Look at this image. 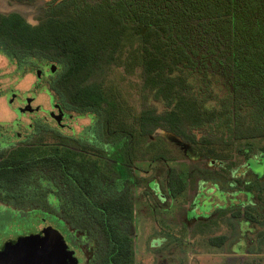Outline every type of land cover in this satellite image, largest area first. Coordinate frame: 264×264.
Masks as SVG:
<instances>
[{
  "label": "trees",
  "instance_id": "16d2710c",
  "mask_svg": "<svg viewBox=\"0 0 264 264\" xmlns=\"http://www.w3.org/2000/svg\"><path fill=\"white\" fill-rule=\"evenodd\" d=\"M49 1L54 7L38 24L19 12H0V52L16 62L15 72H33L53 62L57 70L51 73L50 89L59 101L66 109L90 114L91 133L100 141H121V157L131 159L130 164L137 159L136 143L149 141L159 127L184 136L195 148L193 129L216 120L233 129L230 109L206 110L189 94L186 79L174 75L179 64L193 62L202 43L213 44L219 37L231 52L235 105L251 100L252 84L264 79V0ZM219 46L226 51L221 42ZM118 67L130 72L140 67L141 92L163 101L167 110L122 114L126 102L105 82L109 71ZM86 149L108 156L98 145ZM113 166L103 170L57 152L24 158L0 154V200L30 211L38 205L55 209L48 214L78 232L87 264H135L134 201L129 188L116 191ZM168 173V193L178 198L186 192V178L176 167ZM129 174L123 172L122 178L129 180ZM226 239L214 237L211 243L221 245Z\"/></svg>",
  "mask_w": 264,
  "mask_h": 264
},
{
  "label": "rangeland",
  "instance_id": "374dc122",
  "mask_svg": "<svg viewBox=\"0 0 264 264\" xmlns=\"http://www.w3.org/2000/svg\"><path fill=\"white\" fill-rule=\"evenodd\" d=\"M52 7H54V3L49 0H38L34 3L0 0L1 13L19 12L32 24H37L39 22V17L45 16L51 11ZM220 42L226 49L225 52H222L220 46L218 47ZM203 45L202 43L200 51L193 56V62L190 64L186 62L179 64L174 75L186 79L189 86V94L194 96L206 110L222 112L230 109V113L234 118L232 130H229L223 120H216L195 128L192 131L195 134L196 143H198L197 141L200 139L201 141L203 140V143L207 144L202 147V153L207 156L213 155L216 157L226 156L227 153H233L230 157L235 159V164L230 166L229 170L223 169L218 165L209 166V162L198 159L200 155L197 152L198 149L195 147V150L184 156V160L179 163L174 161L162 163L163 161H161L160 156L167 158L168 155L167 153H158L157 161L151 163L156 170L154 172L164 174L167 168L176 167L187 179L188 187L186 192L175 200L173 204L175 206H173L172 212L170 213H177L176 217L173 216L170 221L173 226H169L167 223L169 218L165 217L164 212L161 211L158 215H153L155 211L152 212V208L148 205V199L143 197V188L139 187L135 189L137 195L135 196L137 200V213L133 224L134 235L137 233L135 236V242L137 241V257L135 264H159L162 259L159 257V253L162 252H149L148 242L151 235H174L176 240H180V244L178 245L175 244L170 247H163V259H165L166 262L162 264H264V239L262 234H260L264 231V226L256 222H251V226H249V223H246L244 227L248 229L246 233V239L248 241L246 242V248L252 252L258 253L249 257L239 258L235 262L230 261L229 253L234 250L233 243L236 242L238 238H240V243H242L240 245L245 246L243 243L244 238H241V226L242 223L245 222V218L240 216L243 213V209L237 207L238 210L236 214L238 215L240 211V215L236 218V230L233 229L227 221V210L219 211L220 216L214 221L208 222L206 225L199 223L192 226L190 229L183 224V219L180 216L184 210L189 209L191 205L190 202L197 191L200 188L208 189V187H212L213 181H220L222 186L221 189H208L204 191L205 195H199V199L196 200L199 204H203L204 207L201 210L204 213L208 212L216 205V202L213 200L214 196L224 201L223 197L227 193L226 190H230L229 187L227 188L226 180L228 174L231 172L234 171L236 174L244 175L246 179H252L248 176V174L252 173V168L255 173H259L260 175L264 174V166H262V162H260V158L264 156V79L262 82L261 80H256L252 84L254 96L251 100H242L235 105L232 89V87H234V81L231 77V75L233 76V69L229 58L231 57V52L227 50V47L223 45L219 37L213 38V44L210 42L209 44L206 43L204 46ZM35 82V73L26 72L19 76V74L15 72V63H9L4 56L0 55V87L3 90L12 87L16 91L18 90L21 96L27 94L28 97H32V93L34 92L35 98L32 100L33 105H39L43 106L44 109H49L51 106L49 92L45 91L46 89L43 90L42 88L36 87L34 85ZM105 82L107 84V89L112 88L111 90L121 93L119 97L126 102L122 104V114L125 113L137 116L144 109H154L158 113H161L168 108L163 101L156 100L149 93H146L148 97L145 98L146 95L144 96L140 90L142 84L140 67H137L133 72L126 70L125 67L112 68L106 76ZM16 105L17 104L13 107H16ZM39 115L42 116L43 112H40ZM14 116L13 109L9 107L6 97H0V121H11ZM25 120L27 122L30 121L28 118H25ZM129 121H132V119ZM67 123L68 127L59 131L60 134L57 132H46L39 136L40 139L37 140V142L33 141L30 144L24 143L3 149L1 150L2 154L4 157L8 158H24L44 152H57L73 157L76 156L79 159L89 161L105 170L107 161L101 156L92 153L88 149H74L57 143L63 142L67 145L73 144V136L68 137L67 135H78V133L89 125L90 119L87 116L75 113L73 114V118H70ZM44 124V127L51 131V124L43 123V125ZM161 133L168 132L163 130ZM260 134H262V137H259ZM83 146L88 147L89 144L84 142ZM143 149L144 146H141V144L138 145L136 150L137 160H142L150 156V154H145L146 152H144ZM210 149H214V153H208ZM249 160H251V166L249 165ZM150 162L151 158L148 162L143 163L140 161L137 162V164L145 170L150 167ZM151 173L153 174V171L147 175L144 172L138 171L137 178L139 182L145 184L148 179L152 178ZM214 187L217 188V186ZM233 193L234 192L230 191V195ZM236 199L237 204L240 203L239 201L244 200L245 196L240 193ZM252 200H254V203H258V205L261 206L263 216L264 193L261 194V198L258 199L256 197L252 198ZM50 201L52 202L53 199ZM2 206L3 204L0 202V245L11 234L22 235L33 233L47 224L59 225L60 229L67 232L73 230L69 229L67 226L62 227L61 223H58L51 217V214H48L49 211H55V209L38 205L35 207L36 209L30 211L28 208L20 209L15 205H11L10 207L7 205H4L5 207ZM217 206L220 205L217 204ZM155 208L157 212L160 209L158 205H155ZM73 231H75V229ZM250 231H253V233ZM75 234L76 236L79 235L78 232H75ZM214 235L216 237L226 235L227 239L225 243L218 245V247H213L209 242V237ZM259 239L261 240L257 241ZM156 242L157 241H155V243ZM78 253L82 262H84V252L79 251ZM169 253L172 255L169 256Z\"/></svg>",
  "mask_w": 264,
  "mask_h": 264
},
{
  "label": "flooded vegetation",
  "instance_id": "af4514ba",
  "mask_svg": "<svg viewBox=\"0 0 264 264\" xmlns=\"http://www.w3.org/2000/svg\"><path fill=\"white\" fill-rule=\"evenodd\" d=\"M44 16H40L39 17V22L42 20ZM38 22V23H39ZM37 23V24H38ZM1 56H4L9 63H13L11 61V59L0 52ZM53 62L51 61H47L46 63L42 64L38 69H36L35 71H33L32 73H35L36 75V82L34 83V85L38 88H42L43 90L49 92L50 94V98H51V106L49 109H44L43 106H34L33 105V98H35V94L34 92L32 93L33 96L32 97H28L27 94H23L22 96L20 95L19 91L13 89L12 87L6 90H3L0 87V97L5 96L7 103L9 105V107H12L13 112L15 114L14 118L11 121H7V122H3L0 121V154H2L3 149L9 148V147H13V146H18L20 144H24V143H31L33 141L37 142V140H39V136L42 134H45L46 132H54V133H59V131H61L62 129L68 127V123L67 121L70 118H73V114H82L77 112L76 110L73 109H66L63 104L61 103V101H59L58 97L56 96V94L54 93V91H52L50 89V85L52 83V75L50 73V69H49V65L52 64ZM18 65L15 62V71L17 69ZM23 72H16V74H19V76H21ZM231 77H233L231 75ZM233 91H234V87H232ZM15 104L16 107H13ZM27 107H30L31 109H27ZM43 112V115L40 116L39 113ZM62 114V119L59 122L56 119L55 115H60ZM82 116H87L90 119V123L89 125L84 128V130H82L80 133H78V135L72 134V135H67L68 137H72L73 138V144L71 145H67L64 144L63 142H57L62 146H69L71 148L74 149H81L84 148L86 149L87 146H83V143L86 142L87 144H89L88 148L91 145H98L99 148H101L102 150L105 151V153H107L108 156H102L100 154H96L101 156L102 158H104L107 161V165L108 164H113V168L115 171V175H117V179H116V183L115 186L118 188V190H116L117 192L121 191L122 189L125 188H129L133 201H134V209L136 211V207H137V200H136V193H135V189L143 188V197L148 199V205L150 206V208H152V210H156L155 205L159 206V211L161 210H167V208H171L172 205L174 204L175 200H177L178 198L172 197L170 196V192L168 193L169 190V182L171 179V175L168 173V171L170 170V168H167V171L164 174H160V173H155L154 171L155 168L153 167V164L151 165V163H154L155 160L154 159V154L155 152L159 151L162 153H167L168 157L165 158L163 156L161 157V161L164 162H170V161H174L176 163H179L181 161L184 160V156H186L187 154H189L191 151L195 150V148L193 147L192 143L190 141H188L184 136L182 135H177L173 132L168 131L165 128L159 127L157 128L154 133L151 136V139L147 142H141V146H144L143 151L146 152L145 154H150L149 157H145L142 160H137L135 159L133 161L132 164H130L131 159H128L127 161L124 160L121 157L122 154V142L121 141H117L116 143L113 142H108V141H100L98 139V137L94 134L91 133V128L90 125L93 122V118L90 114H82ZM25 118H28L30 121L27 122L25 120ZM234 119V118H233ZM43 123H49L51 124L52 128L51 131H49L48 129H46L45 124L43 125ZM63 127V128H61ZM165 131L168 133H161V131ZM157 133V134H155ZM60 134V133H59ZM259 137H262V134L259 135ZM199 141H197V152L199 153L200 157L198 158L201 161H207L209 162V166H213V165H218L221 168H225L228 169L230 168V166L235 164V159L230 157L233 155L227 153L226 156H221V157H216V156H207L206 154L202 153L201 149L202 147L206 146V143H203V140L201 141L200 139H198ZM205 142V141H204ZM140 145V144H138ZM138 145L136 143V150L138 148ZM157 149V150H156ZM156 150V151H155ZM226 153V152H225ZM137 154V151H136ZM207 156V157H204ZM151 158V162L149 164V168L145 169L139 167V165L137 164V162H148L150 161ZM261 159V160H260ZM260 162H262V166H264V156H262V158H260ZM252 160V159H251ZM249 160V165H250V161ZM166 164V163H165ZM106 165V168H107ZM251 166V165H250ZM154 168V169H153ZM252 168V167H251ZM104 170V169H103ZM144 172L146 175L149 174L151 171H153V174L151 173L152 178L148 179L145 184L144 183H140L138 178H137V172ZM125 172L128 175V172H130L129 174V180L126 179L124 180L122 178V173ZM252 173L248 174L249 178L252 179H246L244 175L241 174H236L233 172H231L230 174H228L227 176V180H226V184H227V188L229 187L230 190H226L227 193L226 195L223 197L224 201L219 200L216 196L213 197V200L216 202V205L213 206L212 209H210V212L212 210H218L217 212L221 211V210H227L230 212L231 215V219L233 218L234 220H236V218H238V216L240 214H236L237 213V207H239V209H243V213L240 215L243 218H245V222L242 223L241 226V238H244V244L245 246H242L240 244L242 243H238V245H236L237 250H245L247 245L246 242V233L248 231V229H243V225H245L246 223L251 224V218L246 215L247 211L249 210L254 211H260L262 212L261 206L258 205V203H254V200H252V198H261V194L264 193V174L260 175L259 173H255L254 169L252 168ZM163 175V177H162ZM242 176V177H241ZM184 177V175H183ZM185 178V177H184ZM216 179V178H215ZM187 181V179L185 180ZM254 183L255 184V188L254 189H250L248 188V186ZM214 186H217V188H215ZM261 188L262 193L260 191V189H257L256 187ZM165 187V188H164ZM201 187V186H200ZM199 187V188H200ZM221 183L220 181H213V185L212 187H208V189H216L219 190L221 189ZM200 188L196 195L192 198L191 200V205L189 207V209L186 211L187 213H185L184 215V220L186 223L188 224H192L194 222V220L197 219V217H199L200 213H204L202 212V208L204 207L203 204H199L198 202H196V200L199 199V195H205L206 190H208L207 188L202 189ZM223 190V189H222ZM230 191L234 192L233 194L230 195ZM242 193L245 196L246 201L241 200L239 201L240 203H237V199L236 197L238 196V194ZM230 195V196H229ZM219 201V202H218ZM2 202L3 206L7 205V206H11V203L6 202V201H0ZM167 202V203H166ZM223 204H222V203ZM222 205H221V204ZM217 204H219L220 206H217ZM169 205V207H167ZM2 206V207H3ZM5 207V206H4ZM7 207V208H9ZM166 208V209H165ZM199 208V210L197 209ZM240 212V211H239ZM192 215L193 218H192ZM205 214V213H204ZM263 215H264V209H263ZM201 216V215H200ZM254 223V222H253ZM250 226V225H249ZM49 227L55 228L58 231H60L62 233V235L64 236V240L66 242V244L68 245V250L69 251H74L73 256H76L78 258V264H87V254L85 253V251L82 249V247L79 244V238L78 236L75 235V232L73 230L67 232L64 231L62 229H60L59 225H51V224H47V225H43L42 227H40L38 230H36V232L33 233H29V234H22V235H9L8 238H6L4 240V242L0 245V252H2L3 250H5L9 245L11 244H17L19 242V240H21L24 237H28L31 235H39L41 237H43L45 235V230H47ZM233 228V227H232ZM261 239L257 240L260 241ZM79 251H83L84 252V256H85V261L82 262L81 257L79 255ZM235 251V249H234ZM236 252V251H235ZM166 262V260H164Z\"/></svg>",
  "mask_w": 264,
  "mask_h": 264
},
{
  "label": "water",
  "instance_id": "95a60500",
  "mask_svg": "<svg viewBox=\"0 0 264 264\" xmlns=\"http://www.w3.org/2000/svg\"><path fill=\"white\" fill-rule=\"evenodd\" d=\"M49 69L50 73H54L57 66L52 64ZM55 116L60 122L62 114ZM67 248L62 233L49 227L43 237L31 235L22 238L15 245H9L0 252V264H78V258L73 256L74 251Z\"/></svg>",
  "mask_w": 264,
  "mask_h": 264
},
{
  "label": "crops",
  "instance_id": "0c3cea01",
  "mask_svg": "<svg viewBox=\"0 0 264 264\" xmlns=\"http://www.w3.org/2000/svg\"><path fill=\"white\" fill-rule=\"evenodd\" d=\"M180 197H178V198H180ZM173 206H175V205H172L171 208H167V210H161L162 212L165 213V217L169 218V221H167L169 226L172 225L170 223L171 218H173V216L176 217V215H177V213H175V212L172 213V214L170 213V212H172ZM167 207H169V205ZM187 210H184L183 213H181L180 216L183 219V224L186 227H188L189 229L192 228V226H195V225H197L199 223H201L202 225H206V224H208V222H212V221H214L215 219H217L220 216V213L217 212L218 210L217 211L216 210H212L211 212L209 210L208 212H205V214L204 213H202V214L200 213L201 216L199 215V217H197V219L194 220V222L192 224H188L184 220V215H185V213H187L186 212ZM197 210H199V208ZM154 211H155V213L153 215H158V213L161 212V211L157 212V210H152V212H154ZM226 212H228L227 213V216H228L227 217V221H228L229 225L231 227H233V229L236 230L237 229V227H236V222L237 221L234 220L233 218L230 219L231 218L230 212L229 211H226ZM136 213H137V210L135 211V215H136ZM251 213H252V215H256L257 218H258L257 219L258 221L257 220H253L252 218H251V221L259 223V224L262 225V218H261L262 217V212L254 210V211H251ZM191 216L193 218L194 215L191 214ZM179 222H181V221H179ZM250 226H251V224H250ZM169 228H171V227H169ZM243 229H245L244 225H243ZM250 232L253 233V231H250ZM260 234H262V233H260ZM136 235H137V233L134 235L135 263H136V257H137V241L135 242V236ZM170 237H171V239H170ZM214 237H216V236L215 235L214 236H210L209 237V242H210L211 246L218 247L217 244L211 243V239L214 238ZM174 239H175L174 235H167V236H160V235L152 236L151 235V238L149 239V242H148V249H149V252H153V253L162 252V253H159V257L162 258L160 260L159 264L165 263V261H164L165 259H163V257H164V253H163V250H162L163 247H170L171 245L180 244V240H176V239L174 240ZM155 241H157V242L155 243ZM239 242H240V238H238L237 241L233 243L234 244L233 247H234L236 252L233 250L231 253H229L230 254V256H229L230 257V261L235 262L239 258L249 257V256H252V255H255V254L258 253V252H254V251L252 252L251 250H249L247 248L245 250H237L236 245H238ZM171 255L172 254L169 253V256H171Z\"/></svg>",
  "mask_w": 264,
  "mask_h": 264
}]
</instances>
